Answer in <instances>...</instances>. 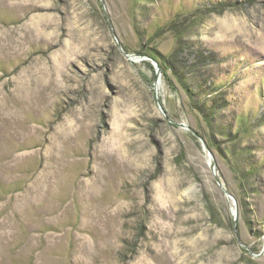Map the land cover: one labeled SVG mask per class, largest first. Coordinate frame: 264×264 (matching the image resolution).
I'll use <instances>...</instances> for the list:
<instances>
[{
    "label": "rangeland",
    "instance_id": "rangeland-1",
    "mask_svg": "<svg viewBox=\"0 0 264 264\" xmlns=\"http://www.w3.org/2000/svg\"><path fill=\"white\" fill-rule=\"evenodd\" d=\"M105 2L0 0V264H264V0Z\"/></svg>",
    "mask_w": 264,
    "mask_h": 264
},
{
    "label": "water",
    "instance_id": "water-1",
    "mask_svg": "<svg viewBox=\"0 0 264 264\" xmlns=\"http://www.w3.org/2000/svg\"><path fill=\"white\" fill-rule=\"evenodd\" d=\"M102 8L104 10V15L105 18L109 24V26L112 28L111 25V20H110V15H109V11L107 8V4L105 2V0H100ZM114 36H116L114 34ZM126 58H128L130 61L132 62H142V61H150L155 69V73H156V82H155V94H156V101L157 104L159 106V109L161 110V112L164 114V116L166 117V119L173 125L182 128L183 130H186L188 132H190L196 139L197 141L200 143L203 152L206 154L207 158H208V165L209 168L213 174V177L216 181V183L218 184V186L220 187V189L222 190V192L225 194L226 198L231 202V204L233 205L232 207V218H233V224H234V230H236L237 224H238V202L236 197L224 186L223 182L221 181V178L219 176V171L217 168V161H216V157L214 155V152L212 151V149L210 148L208 141L205 140V138L195 129H193L192 127L188 126L185 123H177V122H173L168 118V115L166 113V111L163 108V102L161 99V94L160 92L157 90V85L160 82V80H162V71L160 69V66L158 64V62L151 56H141V55H135V54H128L125 53ZM264 254V244H263V250L260 253V255L258 257H261ZM255 256V255H253ZM256 257V256H255Z\"/></svg>",
    "mask_w": 264,
    "mask_h": 264
},
{
    "label": "trees",
    "instance_id": "trees-1",
    "mask_svg": "<svg viewBox=\"0 0 264 264\" xmlns=\"http://www.w3.org/2000/svg\"><path fill=\"white\" fill-rule=\"evenodd\" d=\"M153 58H154V57H153ZM154 59L157 61L156 58H154ZM159 66L161 67L162 70H164V68H165V64H163V63H159ZM208 144H209V146L211 147V145H210L209 142H208Z\"/></svg>",
    "mask_w": 264,
    "mask_h": 264
},
{
    "label": "bare ground",
    "instance_id": "bare-ground-1",
    "mask_svg": "<svg viewBox=\"0 0 264 264\" xmlns=\"http://www.w3.org/2000/svg\"><path fill=\"white\" fill-rule=\"evenodd\" d=\"M160 86H161V81L157 85V90L160 88Z\"/></svg>",
    "mask_w": 264,
    "mask_h": 264
}]
</instances>
